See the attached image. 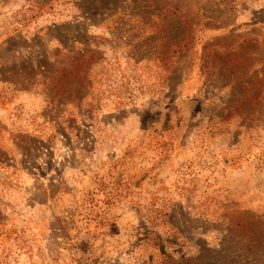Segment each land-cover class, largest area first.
Masks as SVG:
<instances>
[{
  "label": "rangeland",
  "instance_id": "1",
  "mask_svg": "<svg viewBox=\"0 0 264 264\" xmlns=\"http://www.w3.org/2000/svg\"><path fill=\"white\" fill-rule=\"evenodd\" d=\"M0 264H264V0H0Z\"/></svg>",
  "mask_w": 264,
  "mask_h": 264
}]
</instances>
